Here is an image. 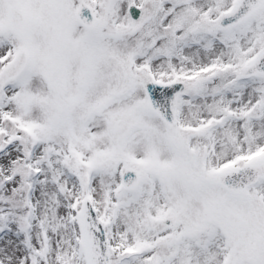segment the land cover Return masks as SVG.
Wrapping results in <instances>:
<instances>
[{"label": "snow or ice", "instance_id": "6c2138e0", "mask_svg": "<svg viewBox=\"0 0 264 264\" xmlns=\"http://www.w3.org/2000/svg\"><path fill=\"white\" fill-rule=\"evenodd\" d=\"M0 264H264V0H0Z\"/></svg>", "mask_w": 264, "mask_h": 264}]
</instances>
